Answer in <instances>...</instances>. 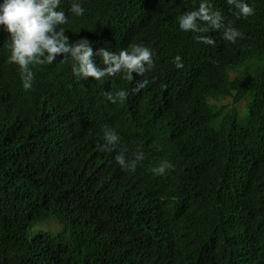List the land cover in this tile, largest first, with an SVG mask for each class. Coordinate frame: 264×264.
Segmentation results:
<instances>
[{"label":"trees","instance_id":"16d2710c","mask_svg":"<svg viewBox=\"0 0 264 264\" xmlns=\"http://www.w3.org/2000/svg\"><path fill=\"white\" fill-rule=\"evenodd\" d=\"M72 2L59 9L70 43L147 46L155 68L96 81L59 55L30 65L24 90L0 26V264H264V0H246L247 18L209 0L243 34L236 43L204 23L180 30L201 0H83L82 17ZM121 89L126 100L107 99ZM105 129L116 151L97 149ZM123 149L143 155L135 172L116 163ZM164 160L173 167L154 174ZM52 218L60 230L30 235Z\"/></svg>","mask_w":264,"mask_h":264},{"label":"clouds","instance_id":"9594fccd","mask_svg":"<svg viewBox=\"0 0 264 264\" xmlns=\"http://www.w3.org/2000/svg\"><path fill=\"white\" fill-rule=\"evenodd\" d=\"M62 0H0V26L10 34L4 47L10 49L9 63L19 66L21 81L24 90L33 86L34 73L30 65L52 64L57 56L62 55L63 60H70L72 71L77 77L84 79L94 78L101 81L106 77L121 74L128 81L134 79V74L143 75L150 69L155 68L153 50L143 45H132L130 49L121 50L119 53L100 48L94 51L87 39L75 42L69 41V37L60 26L69 22L68 15L60 9ZM230 5L237 9L239 17L247 18L254 15L255 9L246 0H227ZM83 0H73L69 9L76 17H82L85 9ZM179 28L184 32H205L201 23L208 27L219 30L224 28L223 38L231 43H236L243 34L231 25L225 26L223 17L219 11H212L209 0H201L199 8L184 12L178 17ZM201 42L213 44L214 41L207 37H199ZM94 57H99L104 67L98 66ZM178 69L184 67L181 56L177 55L173 60ZM149 83L144 79L138 83L139 88ZM107 99L115 104L118 100L124 101L128 97L126 90H119L115 94L106 93ZM103 144H97L99 151H116L120 144V136L114 129H105ZM115 161L121 168L135 172L137 165L143 160V155L138 154L130 157L127 149L117 152ZM173 165L164 160L159 166L153 167L151 171L160 176L166 174Z\"/></svg>","mask_w":264,"mask_h":264},{"label":"rangeland","instance_id":"374dc122","mask_svg":"<svg viewBox=\"0 0 264 264\" xmlns=\"http://www.w3.org/2000/svg\"><path fill=\"white\" fill-rule=\"evenodd\" d=\"M236 72L232 73V75H235ZM222 103H229L230 99L229 98H225L221 101ZM239 109H242L244 107L243 103L239 104ZM242 116V115H241ZM56 219L52 218L49 219L47 221L41 222L38 225H36L31 231H30V235L33 236L35 234V232L39 231V230H49L52 233H56L58 230H60L61 227H59L58 222L55 221Z\"/></svg>","mask_w":264,"mask_h":264}]
</instances>
